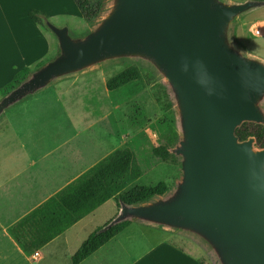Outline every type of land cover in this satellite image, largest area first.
I'll return each mask as SVG.
<instances>
[{
  "label": "water",
  "instance_id": "obj_1",
  "mask_svg": "<svg viewBox=\"0 0 264 264\" xmlns=\"http://www.w3.org/2000/svg\"><path fill=\"white\" fill-rule=\"evenodd\" d=\"M264 0H110L81 37L45 20L58 52L0 99V116L57 80L104 63L140 60L168 86L177 113L180 180L166 197L127 206L100 232L130 221L196 237L219 264H264V149L241 141L264 125V62L231 42L232 23Z\"/></svg>",
  "mask_w": 264,
  "mask_h": 264
},
{
  "label": "crops",
  "instance_id": "obj_2",
  "mask_svg": "<svg viewBox=\"0 0 264 264\" xmlns=\"http://www.w3.org/2000/svg\"><path fill=\"white\" fill-rule=\"evenodd\" d=\"M16 3L18 6H7L0 0V90L23 68L34 69L49 54L52 57L56 54L55 37H50L44 28L33 22L28 11L43 13L52 24L53 20L65 18L62 10L54 11L44 0H16ZM94 72L96 70L90 69L57 80L0 116L1 119L18 106L4 119L0 132V264H72L71 257L87 237L116 216V200L112 198L31 255L22 250L9 232L15 223L113 152L120 148L131 149L130 138L119 132L118 122L113 125L112 121H105L104 116L96 114L97 108L101 110V97L97 103L92 102L91 83H87L80 94L74 93V97L70 96L74 84L56 87L65 80ZM107 80L102 79L101 84L106 85ZM50 88L51 95H40ZM82 98H86L84 104ZM108 102L107 114L110 115L111 109H119V106ZM112 201L115 204L113 217L103 226L89 227L97 210ZM87 221L89 223H85ZM135 223L131 222L80 264H200V255L191 248L167 241L146 247L136 241L129 231Z\"/></svg>",
  "mask_w": 264,
  "mask_h": 264
},
{
  "label": "rangeland",
  "instance_id": "obj_3",
  "mask_svg": "<svg viewBox=\"0 0 264 264\" xmlns=\"http://www.w3.org/2000/svg\"><path fill=\"white\" fill-rule=\"evenodd\" d=\"M2 1H4V5L7 6H18L16 0ZM222 1L229 3H244L246 1L258 0ZM44 2H47L46 5L53 8L54 11L60 9L64 12L62 15H64L65 18L53 20L52 22L58 25L65 24L69 30V35L73 38L81 37L91 30L110 5V0H106L105 9L101 16L96 21L87 24L80 17L72 0H44ZM256 29L260 32L259 36H255L254 32ZM44 30L51 35L50 37L54 38L46 27H44ZM229 37L232 44L243 54L248 56L254 55L264 60V6L253 9L235 20L230 27ZM55 51L57 54V46L55 47ZM50 57L52 56L49 54L44 61ZM130 65L142 67L153 76L154 82L151 85H146L139 81L133 82L112 92L106 89V85L101 84L102 79L107 80ZM35 69L36 67L32 69V72ZM93 69L96 70L93 74L65 80L56 84V87H70L71 84H74L75 86H71L74 92L72 90L70 94L71 97H74V93L80 94L85 86H87V83H91L93 87L91 91L92 102L97 103L101 97V110L97 108L95 111L96 114L104 116L105 121H112L110 122L111 124H116L115 121L118 122L119 132L126 134L130 138V148L134 152L137 164L141 169V176L137 180L125 184L121 191L136 186H151L159 182H165L169 189L163 196L166 197L174 190L176 183L181 177L180 159L178 157L175 156L176 164H173L171 162H163L152 154V149L154 147L165 143L169 125H173L176 130L178 127L176 109L172 102L167 84L150 65L140 60L112 61L96 66ZM52 91L53 90L50 88L41 92L40 95H51ZM164 93L167 94V98ZM100 94L101 96H99ZM85 99L86 98H82V104L85 103ZM108 101H113L115 102L113 104H118L119 106V109H111L110 115L107 114V108H109ZM167 101L172 104L169 111L165 109ZM14 108L10 109L5 116L0 119V132L4 119H7L11 113L13 114ZM113 129H115V126ZM6 133L7 132H5L4 135ZM118 211L119 208L117 207V213ZM114 213V202L112 201L105 204L93 215L94 222L92 225H89V227H94L95 225L103 226L106 221L113 217ZM85 223H89V221ZM129 231L130 235L135 238L136 241L146 244V247L160 241H167L179 247L191 248L200 255L205 264H219L212 251L203 242L187 233L171 231L139 222L131 225ZM190 243H195V247H192Z\"/></svg>",
  "mask_w": 264,
  "mask_h": 264
},
{
  "label": "trees",
  "instance_id": "obj_4",
  "mask_svg": "<svg viewBox=\"0 0 264 264\" xmlns=\"http://www.w3.org/2000/svg\"><path fill=\"white\" fill-rule=\"evenodd\" d=\"M72 1L80 17L87 24L96 21L104 12L106 5V0ZM28 17L40 27H45L44 21L47 17L43 13L29 10ZM52 58L39 63L36 69ZM31 72L32 69L27 67L20 70L0 90V98L16 88ZM138 81L151 85L154 78L142 67L130 65L109 78L106 81V89L112 92ZM164 95L167 98V94L164 93ZM171 107L172 104L167 101L165 109L169 111ZM235 134L241 141L253 137L255 147L264 149V125L244 123L236 130ZM178 140L177 130L173 125H169L165 143L154 147L152 154L163 162L176 164V158L170 153V150L176 146ZM140 176L141 169L137 164L134 152L129 148H120L15 223L9 232L22 250L31 255L112 198L116 200L119 208L120 202L127 206L144 204L164 196L169 191L165 182L151 186H136L121 191L125 184L137 180ZM130 224V221H125L104 232H100L101 229L93 232L71 257V263L80 264L123 232ZM194 244L190 243L192 247H195ZM200 264H205L202 258Z\"/></svg>",
  "mask_w": 264,
  "mask_h": 264
},
{
  "label": "built area",
  "instance_id": "obj_5",
  "mask_svg": "<svg viewBox=\"0 0 264 264\" xmlns=\"http://www.w3.org/2000/svg\"><path fill=\"white\" fill-rule=\"evenodd\" d=\"M254 33H255V36H259V35H260V32H259V30H257V29L255 30ZM37 256H38V254L35 253V254H34V257H37Z\"/></svg>",
  "mask_w": 264,
  "mask_h": 264
}]
</instances>
